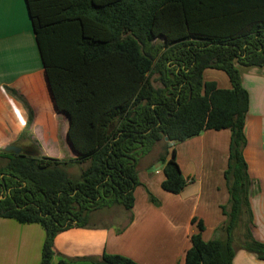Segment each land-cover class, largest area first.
<instances>
[{
	"label": "trees",
	"instance_id": "16d2710c",
	"mask_svg": "<svg viewBox=\"0 0 264 264\" xmlns=\"http://www.w3.org/2000/svg\"><path fill=\"white\" fill-rule=\"evenodd\" d=\"M26 2L49 85L58 110L69 117L67 137L77 155L61 161L40 152L27 156L0 150V218L44 229L40 264H51L60 233L90 226L92 213L110 207L132 212L141 185L139 158L156 144L167 142L161 187L178 195L187 180L174 145L222 130L231 132L224 173L229 203L222 207L226 236L204 241L203 222L193 219L198 232L191 237L184 264H232L238 248L264 261V244L247 227L254 188L244 157L249 96L235 66H264V0ZM207 69L224 72L232 89L205 82ZM8 90L27 110L19 139L30 141L33 109ZM68 165L85 168L75 177ZM149 199L158 204L152 195ZM240 224L245 236L236 242ZM59 264L76 263L61 259ZM96 264L138 263L104 254Z\"/></svg>",
	"mask_w": 264,
	"mask_h": 264
},
{
	"label": "crops",
	"instance_id": "0c3cea01",
	"mask_svg": "<svg viewBox=\"0 0 264 264\" xmlns=\"http://www.w3.org/2000/svg\"><path fill=\"white\" fill-rule=\"evenodd\" d=\"M235 66L249 96L244 157L254 188L249 197L251 216L248 221V215L244 216V222L254 240L264 244V66L246 67L237 62ZM203 78L205 82H216L221 89H232L222 71L207 69ZM8 89L17 92L33 109L31 139L39 152L61 161L75 159L77 155L67 137L70 120L57 108L26 0H0V150L9 145L29 146L19 139L27 126V110ZM230 142L231 132L222 130L205 131L174 145L176 161L187 180L178 195L161 187L165 180L163 153L155 155L151 163H138L141 185L135 190L132 212L123 211L108 225L60 233L55 238L51 264H59L61 259L96 264L104 254L121 255L138 264H184L191 237L198 232L195 218L203 222L204 241L224 239L221 229L226 217L222 207L229 203L224 173ZM149 195L158 202L156 206ZM44 241L45 231L39 224L0 218V264H40ZM232 264L264 261L238 248Z\"/></svg>",
	"mask_w": 264,
	"mask_h": 264
},
{
	"label": "rangeland",
	"instance_id": "374dc122",
	"mask_svg": "<svg viewBox=\"0 0 264 264\" xmlns=\"http://www.w3.org/2000/svg\"><path fill=\"white\" fill-rule=\"evenodd\" d=\"M155 43L162 44L163 42L161 40H157V42H155ZM154 86L156 88L161 87L160 83L155 82V81H154ZM31 136L32 135L30 134L29 135L30 141H27V142L28 143H35L36 147L39 149L37 143L33 139H31ZM166 145H167V142H165V141H161L158 144H156V146L153 148V150L149 154L145 155L144 157L142 156V157L139 158V162L138 163L140 164V166L146 165L148 162H150V163L153 162L152 159L154 160L156 158L155 155H158L159 152H161V154L162 153L164 154V150L166 149ZM49 152L53 153V150H50ZM41 153L42 152H40V154ZM67 159H69V158H67ZM65 168L71 174H74L75 177H78L80 175V170H82V168H85V166H82V165H79V166L68 165ZM153 205H155V204L153 203ZM123 211L125 213V209L122 208V207L105 208V209H103L101 211L92 213L90 215V218H89V224L90 225H97V226L108 225L109 223H113V221L117 220L118 215H121L123 213ZM125 219L128 220L129 218H127V216H125ZM244 219L246 220V217H244ZM196 228L198 229V225H196ZM244 236H245V229L240 224L238 229L235 231L236 242H238V240L239 241H243L244 240Z\"/></svg>",
	"mask_w": 264,
	"mask_h": 264
},
{
	"label": "water",
	"instance_id": "95a60500",
	"mask_svg": "<svg viewBox=\"0 0 264 264\" xmlns=\"http://www.w3.org/2000/svg\"><path fill=\"white\" fill-rule=\"evenodd\" d=\"M167 140V139H166ZM7 153H13L15 155H27V156H37L39 155V150L37 147L33 148L31 152L28 147L18 146V145H9L4 149Z\"/></svg>",
	"mask_w": 264,
	"mask_h": 264
},
{
	"label": "flooded vegetation",
	"instance_id": "af4514ba",
	"mask_svg": "<svg viewBox=\"0 0 264 264\" xmlns=\"http://www.w3.org/2000/svg\"><path fill=\"white\" fill-rule=\"evenodd\" d=\"M28 148H29V150L32 152L33 151V148L35 147V146H27Z\"/></svg>",
	"mask_w": 264,
	"mask_h": 264
}]
</instances>
